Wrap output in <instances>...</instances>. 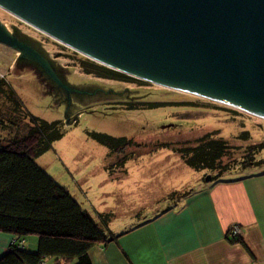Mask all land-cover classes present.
I'll use <instances>...</instances> for the list:
<instances>
[{
	"label": "rangeland",
	"instance_id": "rangeland-1",
	"mask_svg": "<svg viewBox=\"0 0 264 264\" xmlns=\"http://www.w3.org/2000/svg\"><path fill=\"white\" fill-rule=\"evenodd\" d=\"M0 21L8 33L43 53L66 85L77 89L68 93L39 62L0 42V77H6L31 113L46 121L59 120L62 124L58 128L66 130L62 139L36 159L37 163L58 182L68 185L92 216L97 211L115 212L111 219L116 216L125 223L129 212L137 218L152 215L183 193L188 195L200 184L215 180L208 170L188 165L179 148L194 144L205 134L219 132L234 144L235 156L242 158L247 143L235 137L243 130V123L251 130L259 124H263L259 130L264 127L261 117L231 111L229 105L215 104L184 90L145 79L147 84L139 86L83 74L79 54L92 58L1 6ZM132 101L169 105L132 107L128 104ZM89 131L132 141L121 153L110 156L114 161L117 156H130L126 168L116 177L105 168L109 147L91 137Z\"/></svg>",
	"mask_w": 264,
	"mask_h": 264
},
{
	"label": "water",
	"instance_id": "water-1",
	"mask_svg": "<svg viewBox=\"0 0 264 264\" xmlns=\"http://www.w3.org/2000/svg\"><path fill=\"white\" fill-rule=\"evenodd\" d=\"M0 6L110 68L264 116V0H0ZM0 42L39 62L68 93L77 90L1 21Z\"/></svg>",
	"mask_w": 264,
	"mask_h": 264
},
{
	"label": "trees",
	"instance_id": "trees-1",
	"mask_svg": "<svg viewBox=\"0 0 264 264\" xmlns=\"http://www.w3.org/2000/svg\"><path fill=\"white\" fill-rule=\"evenodd\" d=\"M79 56L83 74L120 83H139V86L147 84L140 78ZM128 104L152 108L169 105L156 101ZM229 110L240 112L234 108ZM59 123L62 124L31 113L6 77H0V129L7 131L0 132V231L15 235L0 255V264H42L49 258H56L58 264H94L93 248L108 240L113 213H98L93 217L68 185L58 182L36 161L65 136L66 130L58 128ZM262 126L259 124L251 130L243 123V130L235 137L236 141L247 143L242 158L235 156L236 147L219 132L205 134L178 151L188 165L208 170L216 180L227 174L255 175L264 169V127L259 130ZM88 133L109 147V157L121 153L132 142L107 133ZM117 157L116 161L113 157L106 159L105 168L113 177L126 168L130 158ZM232 232L230 240L239 241L240 233ZM31 236L38 237L34 248L26 243Z\"/></svg>",
	"mask_w": 264,
	"mask_h": 264
},
{
	"label": "crops",
	"instance_id": "crops-1",
	"mask_svg": "<svg viewBox=\"0 0 264 264\" xmlns=\"http://www.w3.org/2000/svg\"><path fill=\"white\" fill-rule=\"evenodd\" d=\"M129 214L125 223L112 217L108 240L92 250L94 264H264V169L200 184L152 215ZM235 227L243 241L230 240ZM14 238L0 231V255ZM26 243L34 248L38 237Z\"/></svg>",
	"mask_w": 264,
	"mask_h": 264
},
{
	"label": "bare ground",
	"instance_id": "bare-ground-1",
	"mask_svg": "<svg viewBox=\"0 0 264 264\" xmlns=\"http://www.w3.org/2000/svg\"><path fill=\"white\" fill-rule=\"evenodd\" d=\"M37 27V26H36ZM40 29V28H39ZM42 30V29H41ZM104 65V64H103ZM106 66V65H105ZM118 71V70H117ZM176 88V87H175ZM179 89V88H178ZM180 90H182V89H180ZM185 91V90H184ZM203 97V96H202ZM206 97V96H205ZM208 97V96H207ZM229 105H231V108H234V109H237V110H239V111H244V112H246V113H249V114H251V115H255V116H257V117H261V118H263L264 119V116L263 115H260V114H255V113H253V112H250V111H247V110H245V109H241V108H239V107H237L235 104H229Z\"/></svg>",
	"mask_w": 264,
	"mask_h": 264
},
{
	"label": "built area",
	"instance_id": "built-area-1",
	"mask_svg": "<svg viewBox=\"0 0 264 264\" xmlns=\"http://www.w3.org/2000/svg\"><path fill=\"white\" fill-rule=\"evenodd\" d=\"M233 234H238V233H240V229H233V232H232Z\"/></svg>",
	"mask_w": 264,
	"mask_h": 264
}]
</instances>
